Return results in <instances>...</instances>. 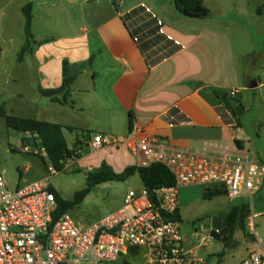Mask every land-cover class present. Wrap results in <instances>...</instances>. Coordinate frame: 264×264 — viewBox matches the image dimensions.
<instances>
[{
	"label": "crops",
	"instance_id": "crops-1",
	"mask_svg": "<svg viewBox=\"0 0 264 264\" xmlns=\"http://www.w3.org/2000/svg\"><path fill=\"white\" fill-rule=\"evenodd\" d=\"M28 4L34 42L20 60L26 44L23 8ZM206 21L180 15L174 0H0V83L12 69L8 62H31L37 92L46 99L40 103L50 119L21 118L60 125L71 132L72 141L83 137L81 152L85 146L91 149L93 170L106 165L122 173L137 165L133 147L142 138L188 150L204 141L218 142L237 147L264 166V149H253L252 141L243 139L240 118L216 96L235 91L230 98L241 100L244 90L262 85H251L252 77L241 67L254 52L237 53L241 36L232 35L228 24ZM65 64L68 77L74 79L71 96L66 103L54 102L39 88H60ZM95 134L113 136L119 144L94 151L90 143ZM123 139L129 140L121 143ZM182 214L180 205L181 222ZM199 220L192 219V238L206 229L207 222ZM209 236L200 240L206 242ZM184 246L203 264L209 262L196 254L201 245L184 241ZM252 252L248 249L240 264Z\"/></svg>",
	"mask_w": 264,
	"mask_h": 264
},
{
	"label": "built area",
	"instance_id": "built-area-1",
	"mask_svg": "<svg viewBox=\"0 0 264 264\" xmlns=\"http://www.w3.org/2000/svg\"><path fill=\"white\" fill-rule=\"evenodd\" d=\"M229 94L235 97L236 92ZM112 144L119 142L95 134L90 146L97 151ZM133 149L137 166L160 164L175 184L152 193L145 188L131 190L120 209L85 229L69 214L54 218L57 203L49 183L59 173L54 167L49 166L48 178L14 191L8 189L0 170V264H203L184 246L179 188L199 185L204 192L220 191L238 199L252 198L264 187V166L237 147L204 141L193 150L171 149L156 139L142 138ZM23 151L29 152L30 147ZM80 154L81 149L67 157L63 171ZM255 218H250V226L257 234ZM258 246L242 264H264V240Z\"/></svg>",
	"mask_w": 264,
	"mask_h": 264
},
{
	"label": "rangeland",
	"instance_id": "rangeland-1",
	"mask_svg": "<svg viewBox=\"0 0 264 264\" xmlns=\"http://www.w3.org/2000/svg\"><path fill=\"white\" fill-rule=\"evenodd\" d=\"M203 1L210 10V16L206 18V22H212L218 26L228 24L227 27L232 35H240L243 41V45L236 42L237 53L250 50L254 52L251 61L241 64V67L244 68L247 76L252 77L251 85L254 82L262 85L259 88L244 90L240 96L244 114L240 117L242 126L239 134L243 139L252 141L253 149L257 147L264 149V12L262 15L256 13L257 8L264 6V0ZM239 26L246 31H242ZM14 64L8 62V67L12 69L0 83V107H5V110L2 108L8 116L50 119L43 111V104L40 103L41 100L46 99L37 92V76L33 64L29 61L16 66ZM77 97L79 98V95ZM108 137L115 139L113 136ZM24 138V134L9 128L5 118L0 117V170L4 174L10 191L44 180L50 175L48 168L51 164L46 151L39 153V149L29 146L30 151L24 152L23 148L27 146ZM90 153L91 149L87 146L83 147L78 160L72 166L50 177L49 183L52 190L58 192L63 199L72 200L77 192L88 188L87 176L92 167ZM110 169L114 171L113 168L110 167ZM96 170L98 169L94 171L92 169L93 172ZM142 188L143 184L138 174L122 181L113 180L97 184L92 187L83 203L67 214L79 227L85 229L120 209L129 191H139ZM179 201L183 210L181 231L185 245L190 246L191 243L201 245L196 254L209 258L207 264H240L248 249L251 251L259 249L258 241L264 239V188L253 198H240L233 202L226 197L207 200L203 197V187L199 185L182 186L179 188ZM237 202H247L250 205L251 213L256 215L254 222L257 234L250 226L249 218L245 223V231L237 230L225 257L218 259L221 242L211 239L212 233L209 236V228H206L198 238H192L191 230L194 225L192 219L198 217L199 221L208 222L221 214L220 208ZM207 236H209L208 241L200 240ZM236 247H239L237 251L231 250Z\"/></svg>",
	"mask_w": 264,
	"mask_h": 264
},
{
	"label": "trees",
	"instance_id": "trees-1",
	"mask_svg": "<svg viewBox=\"0 0 264 264\" xmlns=\"http://www.w3.org/2000/svg\"><path fill=\"white\" fill-rule=\"evenodd\" d=\"M174 8L180 15L188 18L206 19L210 16V10L204 5L203 0H174ZM256 12L258 15H261L264 12V6L257 8ZM23 14L25 17L26 44L19 53L20 60H22L27 53L31 52L32 44L34 42V36L32 33L33 14L31 4L24 6ZM73 81L74 79L69 78L67 75V65L65 64L64 81L62 86L58 89L51 90L39 88V92L42 96L49 98L54 102L66 103L71 96V85ZM221 95L222 94L220 93H216L218 99H221ZM225 105L234 115H236L235 110L231 107L229 102H226ZM0 117H4L7 126L17 132L22 134L28 133L31 135L38 134L44 145V149L51 164L50 166L54 167L59 172L63 171V161L67 157L73 156L75 151L81 149L82 141L80 140V137H77L71 142V144H68L62 132L63 127L60 125L42 122L35 119L8 116L4 112L3 108H0ZM132 124L133 116L132 113H130L131 127ZM93 171H91L87 176L89 184L88 188L77 192L72 200L68 201L63 199L58 192L51 189L55 195L57 203V208L54 213L55 219L59 218L63 214L69 213L75 207L82 204L86 197L90 194L92 187L100 183L113 180L122 181L130 176L138 174L142 181L143 188L147 189L150 193L161 187L172 186L175 184L173 175L160 164H153L149 167H139L137 165L129 166L122 173H116L110 169V167L102 165L100 169L95 172ZM220 196H225V194L214 190L204 192V198L207 200ZM250 216L251 209L247 202L234 203L227 211L219 215L225 225L230 228V234L224 249L217 254L219 258H223L225 256L226 249L229 248L237 230L241 229L245 231V223ZM212 236L215 240L220 242L222 241V236L214 230H212Z\"/></svg>",
	"mask_w": 264,
	"mask_h": 264
},
{
	"label": "water",
	"instance_id": "water-1",
	"mask_svg": "<svg viewBox=\"0 0 264 264\" xmlns=\"http://www.w3.org/2000/svg\"><path fill=\"white\" fill-rule=\"evenodd\" d=\"M221 100L226 103L229 102L231 107L235 110V113L237 117H241L244 114V109L241 105L240 100L236 98H230V94L228 92L224 93L221 96ZM64 138L68 144H71L72 142V136L71 132L68 129L62 130ZM80 139H83V137H80ZM24 143L27 146H31L33 149H44V145L41 142V139L39 138L38 134H33L29 137L24 138ZM211 229L218 232L222 236L221 241V251L224 249V246L227 242L228 236L230 234V228H228L225 223L222 221V219L218 216H215L211 220Z\"/></svg>",
	"mask_w": 264,
	"mask_h": 264
},
{
	"label": "flooded vegetation",
	"instance_id": "flooded-vegetation-1",
	"mask_svg": "<svg viewBox=\"0 0 264 264\" xmlns=\"http://www.w3.org/2000/svg\"><path fill=\"white\" fill-rule=\"evenodd\" d=\"M28 137H29V136H28ZM211 220H212V219H211ZM211 220H210V223L207 222V223L204 224V227H205V228H211Z\"/></svg>",
	"mask_w": 264,
	"mask_h": 264
}]
</instances>
